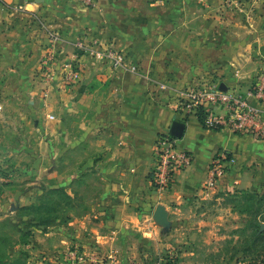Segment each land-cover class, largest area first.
Instances as JSON below:
<instances>
[{
    "label": "rangeland",
    "instance_id": "rangeland-1",
    "mask_svg": "<svg viewBox=\"0 0 264 264\" xmlns=\"http://www.w3.org/2000/svg\"><path fill=\"white\" fill-rule=\"evenodd\" d=\"M92 1L5 0L0 4V24L11 29L17 24L22 29L24 24L30 41L41 35L50 40L58 32L47 29L46 22L62 21L69 9L79 7L83 9L79 19L87 24L84 32L92 48L131 57L138 63L137 72H149L152 97L166 106L176 104L184 112L189 104L185 95L197 84L222 83L234 90L237 86L247 90L264 70L258 60L260 0ZM185 4L199 5L197 16L160 12L167 5ZM210 7L213 13L207 12ZM20 8L23 10L18 11ZM38 9L51 14L38 18L27 14ZM197 17L203 23L190 28ZM180 20L184 27L177 32L175 26ZM166 35H177L178 41L191 44L198 53L206 50L207 41L214 43L211 61L172 62V49L163 45ZM261 48L264 52V46ZM26 50L35 51L33 47ZM54 78L52 81L43 75L42 82L65 91L67 86L60 74ZM0 107L1 113V100ZM16 160L33 168L31 159ZM4 163L16 164L12 159ZM152 176L150 190L156 193L165 194L174 185L160 190L154 171ZM61 180L55 186H61ZM5 181L0 184V200H14L19 188ZM46 182L42 181L44 193L33 206L20 207L19 201L17 206L0 205V264H264V241L255 246L253 240L258 227L264 231V201H260L264 190H211L143 208L105 202L98 205L96 194L86 195L78 185L75 189L65 185L47 191ZM158 207L166 211V220L155 217Z\"/></svg>",
    "mask_w": 264,
    "mask_h": 264
},
{
    "label": "crops",
    "instance_id": "crops-1",
    "mask_svg": "<svg viewBox=\"0 0 264 264\" xmlns=\"http://www.w3.org/2000/svg\"><path fill=\"white\" fill-rule=\"evenodd\" d=\"M258 5L262 6L258 11V60L263 67L264 52L260 49L264 46V0ZM197 6L167 5L160 12L197 16L201 9ZM80 10L69 9L64 20L46 22L47 29L58 32V41L48 40L45 35L30 41L24 24L22 29L18 24L14 29L0 24V100L4 106L0 113V184L6 180L19 188L14 200L1 199L0 205L17 206L19 201L20 207L33 206L44 193L42 181L46 180L47 191L65 185L75 189L78 185L77 189L80 187L86 195L96 194L98 205L105 202L145 208L167 204L211 191L207 181L218 156H224V171L214 191L264 190V141L234 135L227 129H205L195 113H184L176 104L159 103L152 97V79L147 70H114L84 55L78 80L65 91L42 82L43 75L61 72L72 63L76 42L87 40V24L80 22ZM214 11L207 8L208 13ZM28 12L37 18L51 14L47 9ZM193 22L190 28L203 20L197 17ZM182 24L180 20L175 26L177 32L183 30ZM162 26L166 29L167 23ZM163 45L172 49L170 59L176 63L210 62L216 47L207 41L206 50L198 53L191 44L178 41L177 35H166ZM30 47L33 53L26 50ZM164 56L169 57L166 53ZM126 57L139 68L135 60ZM222 85L233 92L246 90ZM213 112L217 116L227 114L222 106L214 107ZM50 115L53 120L48 119ZM175 120L186 126L177 146L191 153L194 162L177 175L167 193L160 194L150 190L154 146L159 136L169 133ZM21 158L31 159L33 168L18 163L16 159ZM11 159L16 164L5 166L4 161ZM60 177L62 185L55 186Z\"/></svg>",
    "mask_w": 264,
    "mask_h": 264
},
{
    "label": "built area",
    "instance_id": "built-area-1",
    "mask_svg": "<svg viewBox=\"0 0 264 264\" xmlns=\"http://www.w3.org/2000/svg\"><path fill=\"white\" fill-rule=\"evenodd\" d=\"M5 0H0V4ZM91 4L92 0H82ZM20 8L18 11H22ZM54 41L59 36L53 34ZM76 53L73 62L64 67V70L51 71L48 77L54 80L57 73L63 78L65 84L71 87L80 76L81 60L84 55L91 54L101 64H108L114 70L136 71L137 67L128 62L127 57L120 52H106L102 48H92L88 40L81 39L75 44ZM200 84V83H199ZM197 84L185 95L187 97V114L195 113L202 109L205 115V124L211 128L220 127L227 129L234 135H247L257 140H264V70L260 71L252 81L251 86L245 92H233L222 90L221 83ZM222 106L227 110L225 116H217L213 108ZM1 109V107H0ZM51 120L54 116L50 117ZM154 161L156 163L155 176L160 190L169 189L177 175L189 168L193 162L191 153L182 151L177 146V139L170 133L162 134L156 140L154 146ZM224 171V156H218L209 172L207 188L214 190L219 178Z\"/></svg>",
    "mask_w": 264,
    "mask_h": 264
},
{
    "label": "water",
    "instance_id": "water-1",
    "mask_svg": "<svg viewBox=\"0 0 264 264\" xmlns=\"http://www.w3.org/2000/svg\"><path fill=\"white\" fill-rule=\"evenodd\" d=\"M26 2L30 3H44L45 0H26ZM222 90H226V87L222 85ZM186 126L184 123L175 120L170 128V135L176 139H181L184 136ZM155 217L159 220H166L167 214L164 208L158 207L155 212Z\"/></svg>",
    "mask_w": 264,
    "mask_h": 264
},
{
    "label": "trees",
    "instance_id": "trees-1",
    "mask_svg": "<svg viewBox=\"0 0 264 264\" xmlns=\"http://www.w3.org/2000/svg\"><path fill=\"white\" fill-rule=\"evenodd\" d=\"M197 117L199 118L202 126L205 128V129H209L206 124H205V115H204V112L202 109L198 110L197 112ZM220 127H217V128H211L210 130H214V131H220ZM258 199V196L256 197ZM262 200L264 201V198H261V202ZM264 204V203H263ZM264 217L263 215H261V218ZM264 222V221H263ZM259 225V224H258ZM253 240H254V244L255 246H257L258 243L260 242H263L264 241V231L260 232V227H258V230L254 231V235H253ZM263 251H264V248H263ZM261 256H262V253L260 252ZM258 257V256H257Z\"/></svg>",
    "mask_w": 264,
    "mask_h": 264
}]
</instances>
